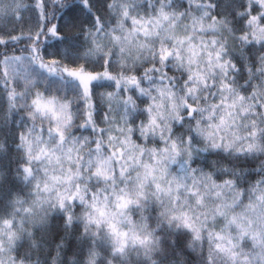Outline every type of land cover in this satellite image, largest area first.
I'll list each match as a JSON object with an SVG mask.
<instances>
[{
    "label": "snow or ice",
    "instance_id": "1",
    "mask_svg": "<svg viewBox=\"0 0 264 264\" xmlns=\"http://www.w3.org/2000/svg\"><path fill=\"white\" fill-rule=\"evenodd\" d=\"M8 19L0 185L10 161L25 191L0 264H264V0H30Z\"/></svg>",
    "mask_w": 264,
    "mask_h": 264
},
{
    "label": "trees",
    "instance_id": "2",
    "mask_svg": "<svg viewBox=\"0 0 264 264\" xmlns=\"http://www.w3.org/2000/svg\"><path fill=\"white\" fill-rule=\"evenodd\" d=\"M26 3H30V0H0V26H3L5 23L10 24L11 21L8 19L9 14L15 10L17 5L22 6ZM0 140H3L5 143H8L9 146H11V144L15 142V128L12 129V134H8V129L0 127ZM6 167L7 179L3 185H0V215H4L8 211L5 204L7 200H16L19 197L23 196L25 191L24 188L12 178V165L10 161H6ZM17 215L18 217H22V211ZM59 225L60 218H54L53 231L56 233L57 239L60 235H62ZM62 255L64 257L63 264H80V257H76L75 260L69 259V257L71 256V249L64 250L62 252ZM169 258L171 259L173 257ZM33 259H35V257H33ZM176 259L179 258L177 257ZM192 259H195V257H193Z\"/></svg>",
    "mask_w": 264,
    "mask_h": 264
}]
</instances>
